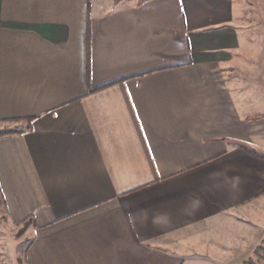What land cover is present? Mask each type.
<instances>
[{
  "label": "crops",
  "instance_id": "crops-1",
  "mask_svg": "<svg viewBox=\"0 0 264 264\" xmlns=\"http://www.w3.org/2000/svg\"><path fill=\"white\" fill-rule=\"evenodd\" d=\"M0 122L18 264L264 245V0H0Z\"/></svg>",
  "mask_w": 264,
  "mask_h": 264
},
{
  "label": "rangeland",
  "instance_id": "rangeland-1",
  "mask_svg": "<svg viewBox=\"0 0 264 264\" xmlns=\"http://www.w3.org/2000/svg\"><path fill=\"white\" fill-rule=\"evenodd\" d=\"M17 123L0 122V133L12 131ZM30 223L16 225L7 216L0 196V264L23 263L31 236L26 232ZM257 260V257H254ZM264 263V262H263Z\"/></svg>",
  "mask_w": 264,
  "mask_h": 264
},
{
  "label": "trees",
  "instance_id": "trees-1",
  "mask_svg": "<svg viewBox=\"0 0 264 264\" xmlns=\"http://www.w3.org/2000/svg\"><path fill=\"white\" fill-rule=\"evenodd\" d=\"M5 134L4 132L0 133V135ZM25 222H22V224ZM254 255L257 257V260L254 259H250L248 261H246L244 264H264V245L258 247L255 252Z\"/></svg>",
  "mask_w": 264,
  "mask_h": 264
}]
</instances>
